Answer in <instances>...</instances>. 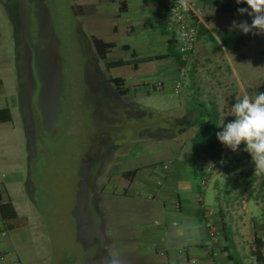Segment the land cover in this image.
Wrapping results in <instances>:
<instances>
[{
  "label": "rangeland",
  "instance_id": "obj_1",
  "mask_svg": "<svg viewBox=\"0 0 264 264\" xmlns=\"http://www.w3.org/2000/svg\"><path fill=\"white\" fill-rule=\"evenodd\" d=\"M118 1L11 0L4 8L0 6V79L3 80L0 106L21 105L20 111H15V122L19 127L17 133L9 136L8 133L13 131L11 124L0 127V152H7L8 157L10 149L21 153L19 162L26 166L28 175L32 163L35 183H39L37 176L40 170L46 176L41 182L44 190L40 196L29 185L21 195H14L18 204L29 203L25 205V210L29 207L32 217L35 218L38 213L41 225L34 226L35 241L30 240L32 245L24 246V250L29 257L40 255L39 264H78L76 257L86 251L81 248L83 245L78 244L80 241L75 233L72 208L77 198L78 167L90 136L105 137L108 133L116 134V131L122 134L115 138L118 147L104 159L100 170L94 172L96 183L92 198L98 196L102 236L111 241L109 252L113 264H132L131 259L126 262L128 254L140 253L139 246L145 243L143 240L137 242L142 238L141 229L145 221L150 224L153 221L151 218L156 216L154 210L150 212L145 208L155 201L141 198L134 190L126 195L119 189V183V188H112L113 169L126 171L140 168L141 174L159 172L162 162L169 159L177 161L178 165L173 170L179 165L189 168L188 165L199 159L192 137L198 130L195 122L198 121L202 102L208 108L213 105L218 108L222 131L223 124L235 119L231 109L239 98L245 94L255 96L264 92V34L243 36V32L232 27L233 21L239 23L246 20L251 24V17L237 12L238 8L247 7L245 3L213 0L212 9L207 11L216 22L210 24L214 38L208 35L199 38L181 89L176 90L175 83L171 82L166 84V89L152 90L150 88L158 83L160 74H147L141 78L130 76L133 71L130 61L126 65L108 68V60L136 58L117 47L108 53V59H104L95 47V37L108 42L128 40L124 28L114 31V21L109 16L114 5H119ZM26 9L31 11L27 16H31L28 23L34 27L32 36L28 34L29 27L26 29L25 26ZM227 32L238 34L227 36ZM236 36L241 44L232 51ZM26 45L33 53L36 80L40 84L44 81L42 91L40 84L36 87L30 74ZM91 62L97 64L102 77L116 89L112 78L126 77L125 82L131 91L127 95L120 94L125 102L139 107H131L127 112L125 108H120L109 112L108 117L100 114L96 119L93 111L98 102H94L92 94L86 92V88L91 90L95 85L93 75L89 73L92 69L86 70L88 66L91 68ZM142 81L146 86L141 85ZM31 95H36L34 115L29 106ZM40 103L42 106H39ZM39 107L45 110V129L40 126ZM174 120H180L181 125ZM34 121L40 127L37 138L33 137ZM160 128H169L171 132L166 135ZM43 143L47 148L46 154ZM35 145L38 149L33 156ZM244 148L245 145L241 144L236 152H242L244 163L249 162L253 166L252 158ZM120 176L124 177L122 173ZM41 206L43 212L39 211ZM143 255L145 264L156 257L149 251ZM48 257L51 259L48 260Z\"/></svg>",
  "mask_w": 264,
  "mask_h": 264
},
{
  "label": "crops",
  "instance_id": "obj_2",
  "mask_svg": "<svg viewBox=\"0 0 264 264\" xmlns=\"http://www.w3.org/2000/svg\"><path fill=\"white\" fill-rule=\"evenodd\" d=\"M10 1L0 0V6L4 8ZM111 1L116 3L117 0ZM118 2L119 5H114L109 16L114 21V31L124 28L128 40L112 42L117 43L115 48L120 47L136 58L124 60L123 64L126 65L130 61L129 65L133 70L130 76L141 78L147 74H160L158 82L166 89V84L175 83L178 75V62L169 53V39L173 33H165L158 26V12L162 13L166 5L157 0ZM200 2L204 7L203 27L211 33L210 24L216 22L207 9H212L214 1ZM167 31H170L169 27ZM119 77L126 80L124 76ZM2 84L3 80L0 79V85ZM125 85L130 87L127 83ZM141 85L146 86L144 81ZM18 97L20 100V95ZM4 108L10 109L12 119L0 120V127L13 125V131L8 134L15 135L19 130L15 122V111H20L21 105L17 103L7 107L0 106V110ZM3 115L7 116V113ZM9 151V157L7 152H0V264H35V261L39 264L40 255L37 258L29 257L24 250V246L31 244L30 240L33 243L35 241L34 226L41 225L38 223V213L35 218L32 217L29 207L25 210V205L29 203L18 204L14 196L21 195L23 189L28 187V169L19 162L21 153H16L18 151L13 149ZM232 153L231 149L223 145L220 163L216 164L207 155L198 152L199 159L196 158L194 164L188 165L189 168L179 165L176 170H173V167L178 164L174 160L171 170L160 174L163 180L161 184L157 182L156 171L141 174L139 170L130 176L126 172L136 168L126 171L113 169L112 188L116 189L119 183L118 188L126 195L134 190L141 198L155 201L148 203L145 209L150 212L154 210L156 216L151 218L153 221L150 224L145 221L141 229L142 238L137 239V242L143 240L145 243L139 246L140 253L130 252L126 262L129 263L131 259L132 264H145L143 254L149 251L150 255L156 257L148 261V264H184L187 255L198 257L201 264H213L211 254L208 253V245L211 242L209 230L202 207L197 201L200 191L199 172L205 165L211 164L213 173L204 196L206 203L216 210L214 218L220 230L219 243L214 247L215 264H264V175L254 174V165L244 163L242 152L235 151L231 156ZM121 173L124 177L120 176ZM149 195L153 197L149 198ZM208 198H211V201H208ZM174 222L178 225H174ZM3 232L5 234H2ZM257 238L263 241L261 251L257 250ZM105 240L104 250L111 259V241L108 242L106 238ZM162 251L165 253L162 254ZM50 259L51 257H48V260Z\"/></svg>",
  "mask_w": 264,
  "mask_h": 264
},
{
  "label": "flooded vegetation",
  "instance_id": "obj_3",
  "mask_svg": "<svg viewBox=\"0 0 264 264\" xmlns=\"http://www.w3.org/2000/svg\"><path fill=\"white\" fill-rule=\"evenodd\" d=\"M26 10L27 11H26L25 26L27 25L26 29L29 27L28 34L32 36L34 33V27L33 24L28 23V21L30 22L31 16L30 18L27 16V14L30 15L31 11L29 9ZM26 47L28 48L27 56L29 59L30 74L32 75V79L33 81H35L34 83L37 87V84H40V81L36 80L37 72H36V68H34L32 63L33 53L31 52V48L29 47V45H26ZM91 63L94 66L91 64V68H90L88 66L89 64H87L86 66L88 67L86 68V70L92 69L91 72H89L90 70L88 72L93 75L92 80L94 81L95 85L92 86L91 90L89 88L88 89L86 88V92L92 94L94 102L96 101L98 102V104L94 107L95 110L93 111V116L96 119L98 118V116H100V114H105V116L108 117L109 112H115L120 108L123 109L125 108L124 110L127 112L128 109L131 107H139L132 103L125 102L119 90H117L118 87L117 89L114 88L111 85L110 81L105 80L102 77V75L100 74V70L95 62H91ZM97 74L98 76L100 75L101 77L100 76L97 77ZM43 84L44 81L42 80L40 84V91H42L43 89ZM36 95L35 96L31 95V103L29 102V106H31L32 108L31 110L32 115H34L35 112V111L33 112V110L36 107ZM39 106H42V103H40ZM39 108L42 118V122L40 126H43L45 129L46 128L45 126L46 114L44 113L45 110L43 109V107H39ZM174 121L181 125L180 120H174ZM34 123H35L34 124L35 130L33 131V137L37 138L36 134L37 132H39L40 127L36 126L35 121ZM133 129L135 130V128ZM160 131H162L164 134L166 133L167 135L169 134V132H171V129L160 128ZM116 132H117L116 133L117 136L115 133H108L105 137L96 136L94 134L90 136L89 145L79 163L77 198L74 207L72 208V215H73V220L75 222L74 223L75 233L79 237L78 241H80L78 244H80V246L83 245V247L81 248H83L86 251H83V255L76 257L75 260L77 261L78 264H113L107 253L105 252L104 254L102 252L105 248L106 240L102 236L103 234L101 231V219H100L101 216L98 217L101 214V212H99L97 209L98 196L97 197L94 196V198H92L93 197L92 194H93L94 185L96 183L95 174L97 173L98 170H100V167L104 162V159H106L109 155H111L112 150H114L115 147H118V145L115 142V138L118 136L120 137V135L122 134L119 131ZM162 132L160 133V135L162 134ZM142 134H147V133H142ZM37 149L38 148L35 145L32 153L33 156L37 154ZM43 150H44V154H46L47 148L44 143H43ZM49 155L50 154H47V156ZM44 175L45 174L43 173V171L40 170V173L37 176L39 183L38 184L35 183V180L33 179V175H32V163H31L28 184L31 187V189H34V192L38 191L39 196L42 194L44 190L43 189L44 185L41 184L42 180L46 178V176ZM94 202H96V204ZM39 208H40L39 209L40 212L44 211V208L42 206Z\"/></svg>",
  "mask_w": 264,
  "mask_h": 264
},
{
  "label": "clouds",
  "instance_id": "obj_4",
  "mask_svg": "<svg viewBox=\"0 0 264 264\" xmlns=\"http://www.w3.org/2000/svg\"><path fill=\"white\" fill-rule=\"evenodd\" d=\"M237 4L245 3L247 7L237 9L238 14L251 17V24L244 20L232 22L233 28H238L245 35L264 34V0H236ZM184 11L190 9V0H176ZM231 115L234 120L223 124V130L218 132L217 139L233 152L238 151L241 144L248 152L254 164V174H264V92L255 96L247 94L232 105Z\"/></svg>",
  "mask_w": 264,
  "mask_h": 264
},
{
  "label": "built area",
  "instance_id": "obj_5",
  "mask_svg": "<svg viewBox=\"0 0 264 264\" xmlns=\"http://www.w3.org/2000/svg\"><path fill=\"white\" fill-rule=\"evenodd\" d=\"M166 4L170 7L171 17L169 20L170 29L176 34L178 50L182 54V60L185 61V64H181L178 66V75L175 80V89L180 90L183 86V81L187 77L188 74V66L191 60L192 54L194 53L197 43L199 41L200 28L205 23L204 18V7L202 6L200 0H190V9L188 11H184L182 8L176 4V0H165ZM161 89V82L153 84L151 88ZM154 90V89H153ZM175 161L174 159H169L163 161L159 172H155L158 175L157 182L158 184L162 183V179L160 174H165L170 171L173 167ZM200 173L199 179V187L200 191L197 194V201L202 207V212L204 213L205 221L209 230V236L211 239L210 244L208 245V253L211 254L212 263L215 264L214 261V247L216 243H219L220 239V230L215 220L214 216L216 215V210L214 207L208 205L205 201L204 193L208 188L212 173L213 166L211 164L205 165ZM153 195H149V198H152ZM179 207V204L177 205ZM264 222V216L262 217ZM174 225H178L177 222H174ZM2 234H5L3 232ZM165 251H162L164 254ZM184 264H201V261L198 257L195 256H186L184 260Z\"/></svg>",
  "mask_w": 264,
  "mask_h": 264
},
{
  "label": "trees",
  "instance_id": "obj_6",
  "mask_svg": "<svg viewBox=\"0 0 264 264\" xmlns=\"http://www.w3.org/2000/svg\"><path fill=\"white\" fill-rule=\"evenodd\" d=\"M159 3H163L166 5L165 10L162 13L158 12V26L159 28L163 29L166 33L170 32L173 33L171 38L169 39V53L175 57L178 62V66L181 64H185V61L182 60V54L178 50L176 34L170 29L169 27V20L171 17L170 7L166 4L165 0H157ZM167 27H169L170 31H167ZM232 32H227L226 35L230 36ZM233 35H237L238 33ZM245 36L244 33H242ZM203 35H208L211 39L214 38L213 34L210 33L206 27L203 25L200 28L199 38ZM252 33L247 34L246 36H252ZM236 40L234 41L232 51H235L237 47L240 46L241 42L238 40L236 36ZM244 39V37H243ZM95 47L98 50L99 54L104 58H108V53L117 46L115 42H108L101 38L95 37L94 38ZM243 43V42H242ZM177 45V46H176ZM229 50V48H227ZM193 55V54H192ZM124 63L123 59H118L113 62H107L108 68L118 66ZM115 85L118 87L120 93L122 95H127L130 93L131 88L125 85V78L123 77H113L112 78ZM152 89V88H150ZM157 90L158 88H153ZM152 89V90H153ZM3 113H7V116H4ZM2 114V115H1ZM2 116V117H1ZM4 116V117H3ZM12 119L11 112L9 108H4L0 110V120L7 121ZM220 113L216 106H212L208 108L205 103L202 102L200 115L198 117V121L195 122L197 126V133L195 136L192 137V142L197 147L199 153L207 155L210 159H212L216 164L220 163L221 155L223 151V144L217 139V133L220 132ZM140 168H136L133 171H128L126 174L133 176L135 175ZM257 250L261 251V247H263L262 239H256ZM259 254V252H258Z\"/></svg>",
  "mask_w": 264,
  "mask_h": 264
},
{
  "label": "water",
  "instance_id": "obj_7",
  "mask_svg": "<svg viewBox=\"0 0 264 264\" xmlns=\"http://www.w3.org/2000/svg\"><path fill=\"white\" fill-rule=\"evenodd\" d=\"M102 252L105 254V252H106V251H105V250H103Z\"/></svg>",
  "mask_w": 264,
  "mask_h": 264
}]
</instances>
